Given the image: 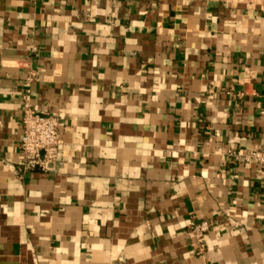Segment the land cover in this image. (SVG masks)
<instances>
[{"label":"crops","instance_id":"obj_1","mask_svg":"<svg viewBox=\"0 0 264 264\" xmlns=\"http://www.w3.org/2000/svg\"><path fill=\"white\" fill-rule=\"evenodd\" d=\"M263 106L264 0H0V264H264Z\"/></svg>","mask_w":264,"mask_h":264},{"label":"built area","instance_id":"obj_2","mask_svg":"<svg viewBox=\"0 0 264 264\" xmlns=\"http://www.w3.org/2000/svg\"><path fill=\"white\" fill-rule=\"evenodd\" d=\"M261 112L264 115V106ZM59 124L60 119L57 114L37 112L30 104L29 92H26L21 136V146L26 154L23 162L26 166L50 168L51 164L56 161L60 145ZM250 157L259 163L261 174L264 177V133L262 142L251 151L247 158ZM210 224V221L206 219L192 223V231L199 249L205 246V234Z\"/></svg>","mask_w":264,"mask_h":264}]
</instances>
